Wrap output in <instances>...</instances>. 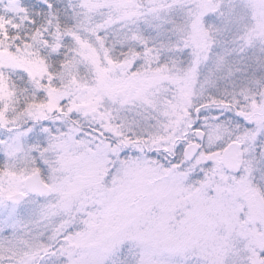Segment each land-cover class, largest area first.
Listing matches in <instances>:
<instances>
[{
	"label": "snow or ice",
	"instance_id": "snow-or-ice-1",
	"mask_svg": "<svg viewBox=\"0 0 264 264\" xmlns=\"http://www.w3.org/2000/svg\"><path fill=\"white\" fill-rule=\"evenodd\" d=\"M0 264H264V0H0Z\"/></svg>",
	"mask_w": 264,
	"mask_h": 264
}]
</instances>
